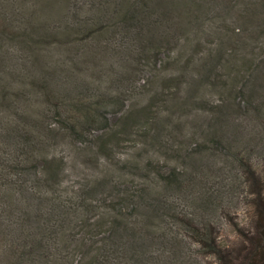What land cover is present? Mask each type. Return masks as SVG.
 <instances>
[{"label":"trees","instance_id":"obj_1","mask_svg":"<svg viewBox=\"0 0 264 264\" xmlns=\"http://www.w3.org/2000/svg\"><path fill=\"white\" fill-rule=\"evenodd\" d=\"M199 1L208 5L210 0H0V64L14 54L12 48L22 52L18 86L25 92L39 90L43 112L53 120L30 122L29 111L25 121L0 120V264H186L184 256L194 243L214 264H264V134L247 129L249 121L264 127V60L252 65L224 57V41L231 35L220 38L222 44L209 58L211 50L201 51L195 42L193 50L205 59L204 72L195 65L191 80L169 75L163 78L162 96L133 106L125 104L124 91L115 97L105 87L89 93L90 85L100 87L103 79L123 85L125 72L111 69L108 52L117 49V56L129 47L98 46L96 56L76 45L92 29L111 31L101 9L112 6L119 41L131 43L136 35L141 48L154 46L167 37V21L173 22L178 10L187 14L181 31L193 26L188 17ZM72 4L77 10L70 13ZM7 40L15 47L5 46ZM51 45L66 52L53 59ZM238 65L239 79L230 71ZM216 66L226 71L223 77L233 89L226 94L237 98L236 108L221 96L218 102L207 98V87L217 90ZM109 103L117 104L115 120ZM189 108L208 114L203 134L209 149L193 135L179 137L178 129L187 128V135L194 126L172 124L173 113H190ZM57 130L89 151L70 160L54 154ZM125 141L133 143L131 152L116 158ZM219 151L225 162L230 154L243 159L242 191L249 212L246 223H235L233 238L222 236L205 210L218 209L222 202L223 188L214 189L203 179L208 180L203 172ZM186 156L189 160L180 165ZM69 161L73 169L93 163L97 170L79 172L75 182L67 183L63 175Z\"/></svg>","mask_w":264,"mask_h":264},{"label":"rangeland","instance_id":"obj_2","mask_svg":"<svg viewBox=\"0 0 264 264\" xmlns=\"http://www.w3.org/2000/svg\"><path fill=\"white\" fill-rule=\"evenodd\" d=\"M82 1L84 0H81V2ZM85 1L89 2V0ZM106 1L111 3L112 0ZM198 3L201 5L194 8L193 12L188 17L189 23L193 26L189 25L187 31L185 29L183 32L179 28V26L184 23L181 22L183 17H186L187 14L183 10H178L173 22L167 21L169 22L166 28L167 37L163 38L162 41H156L154 46H149L145 43L143 48L137 44L139 36L136 35L131 36L132 44L119 41L117 39V21L114 22L117 18H115L116 15L113 10L110 9L112 6L102 8L101 11L105 12L107 17L109 16L106 20H108L107 23L112 24L109 26L111 31L104 34L101 29L95 31L92 29L89 36L85 38V40L79 41L76 45L83 46V52L86 54H96V56L100 53L99 48L103 46L110 45L114 48L122 44L128 46V52L122 53L121 55H114L117 53V49L112 50L110 48L111 51L108 52L109 55H112L111 57L114 63V65L111 63V69L113 70L115 67L117 73L122 71L125 72V79H122L123 85H112L111 79H103L101 81L102 86L100 84V87L93 88V86L90 85L91 89L89 93L94 92V89L99 93L102 87H105L109 89L113 97L117 96V92L124 91L125 97H123L125 98L126 105H140L144 101L150 100L151 97L154 101L155 97L163 95L160 92L163 88V78L180 73L181 79L191 80L190 75L192 72L194 73V69L196 68L194 67L195 65L199 66L201 73L204 72V69L200 66L205 59L201 57L203 55L200 56L202 53H197L193 50L192 46L195 42H198L197 48L199 50L205 52L211 50L209 55L206 56V58H209L212 57V50H216L215 48L222 44L220 38H226L230 35L232 36L231 40L224 41V44L227 45L224 57L227 59L228 57L234 58L235 61L244 59L247 61L246 64L251 62L252 65L264 60V0H210L208 5L203 1H199ZM29 7L30 6H28L27 9ZM76 10L77 5L72 4L70 13ZM36 14H38V11ZM32 17L35 19V14H33ZM186 26L187 24L185 23V27ZM238 27L239 29H237ZM239 30L240 33L238 35L233 34V32H239ZM140 38H142L143 41L146 39L145 31H142ZM191 39L192 41L188 42ZM49 40L53 42L55 38ZM75 40H78V38L73 39V41ZM4 43L5 46L9 48L15 47L16 45L9 40ZM51 48L54 49L51 53L53 59H59L62 52H66L65 50H61V47H56V45H51ZM233 48L238 51V55L234 52ZM12 52L14 54L10 56V59L0 64L4 65L6 68L0 67L1 71L5 70L3 74L0 72V120L7 118V120L25 121L23 116L29 111L30 114L28 115L30 118L28 121L45 120L46 123H49V120L52 119L49 115L47 117L48 113L43 112L41 107L42 103H40V99L38 98L41 95L40 91L38 90V93L28 89L29 91L25 92L23 89L22 91L19 88L17 81L21 80L19 75L23 73L21 57L24 58V56L21 55L22 52L17 53L15 48H12ZM73 52L74 50L70 53L72 54ZM227 59L226 61H228ZM87 61L89 62L88 59ZM237 64H239V62ZM262 66H264V63H262ZM98 67L101 68L99 64ZM215 68L214 73L217 77V79H215L217 90L215 89V91H213L212 88L207 87V90H209L207 92V98L213 102H218L217 98L221 96L223 102L236 108L238 104L237 98L235 97L232 100V97L226 94H233L232 87L227 79L223 77V73L226 71H224L221 66H216ZM107 69L111 70L108 67ZM107 69L104 71L105 73L108 71ZM230 71L236 75L238 79L242 74L240 65H238L237 70L231 66ZM237 71H241L240 74H236ZM261 71L262 68L258 69L255 75H260ZM102 74L104 73L102 72ZM228 78H231V74H229ZM93 80L96 83L99 81V79L95 78ZM186 84H189V82L184 83V85ZM204 84H206V82H204ZM107 109L110 110L111 113H115V115L112 116L113 120H115L117 116V104L109 103ZM189 110L191 112L186 114L178 112L173 113L172 124L177 125V122H179L181 124L187 123L186 126H194L192 127L193 132L188 129L191 133L187 135L183 133L187 128L183 130L181 128L178 129V132H182L179 137H187L188 140L189 137L193 135L202 146L209 149L211 145L207 140V136L203 134V130H207L204 121H206V115L208 114L202 113L201 111L197 112L195 108H189ZM247 129L264 134V127L261 128L257 122L249 121ZM58 133V144L54 147L55 149L53 148L54 154L67 155L70 160L75 156L79 158L80 154L89 151V147L76 144L64 133H60V131ZM98 133H100V131ZM169 145L173 146L175 143L170 144L169 142ZM186 147L188 148L189 144H186ZM77 148L81 149V152H76ZM132 148L133 143L128 141L123 142L119 151L116 152V158L124 154L120 152H131ZM182 151L183 149L180 147L179 152L182 153ZM170 153L172 154L173 152ZM180 155L182 156L183 154ZM230 155V161L225 162L223 152L219 151L218 154L214 156L213 165L211 166L210 164L206 166L209 167L205 169L207 173L205 174L203 172V175L208 177V180L205 178L203 179L208 186L214 189L217 186L223 188L220 207L218 209L214 208L213 210L205 208V210L214 220H217L220 234L224 237L229 236L233 238L235 236V223L241 224L247 221L249 202L242 191V188L245 186L242 168L243 159H235L232 154ZM185 159L189 160V157L186 156L183 159H179L178 163H180V165L186 163ZM69 165L70 161L68 162L69 171L67 175H63L65 179L64 182L67 183L75 182L79 172L90 174L97 170L93 163L76 165L81 170L73 169V167L71 168ZM189 251L190 252L186 253L184 256V259L186 257V264H200L199 261H206V264H214L212 259L203 256L196 243L191 245Z\"/></svg>","mask_w":264,"mask_h":264}]
</instances>
